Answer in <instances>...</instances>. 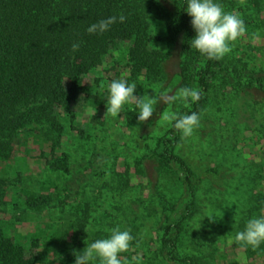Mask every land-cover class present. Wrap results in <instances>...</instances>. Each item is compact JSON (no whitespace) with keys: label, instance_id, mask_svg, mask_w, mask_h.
<instances>
[{"label":"trees","instance_id":"obj_1","mask_svg":"<svg viewBox=\"0 0 264 264\" xmlns=\"http://www.w3.org/2000/svg\"><path fill=\"white\" fill-rule=\"evenodd\" d=\"M232 1L215 0L225 11ZM244 2V9L253 12L239 16L248 27L259 20L254 9L264 0ZM186 8L187 0H0V264H75V253L109 238L117 227L134 237L129 250L120 254L142 249L137 264H207L204 255L181 249L185 227L193 220L198 223L197 237L218 227L217 233L228 234L233 247L247 258L264 259V243L253 250L235 241L250 219L264 215V164L250 160L239 167L220 158L223 147H212L206 137L213 124L203 119L210 94L219 89L246 103L256 97L263 101L264 69L227 54L210 60L192 48L196 33ZM121 14L126 20H117L108 31L87 32L93 23ZM73 43L80 45L76 52ZM114 52L125 60L129 79L141 76L156 87L157 97L161 92L175 95L182 87L201 91L199 101H181L176 113L200 115V126L191 137L182 139L170 121L157 130L169 105L163 102L154 106L149 121L139 123L140 135L151 141L143 157L152 162L155 177L137 172L152 185V196L160 199L163 210L156 220L154 245L148 248L140 247L135 227L127 228L117 219L111 220L110 231L90 230L94 218L89 202L65 201L82 172L77 151L86 153L95 145L92 133L77 126L73 105L98 91L99 79L88 75ZM32 143L50 176L44 189H28L22 178L15 183L3 168ZM85 163L87 170L92 160ZM160 182L170 184L164 186L169 195L161 192ZM9 193L17 198L9 199ZM50 202L57 212L45 227L37 226L26 238L9 231L17 218L8 215L13 207L21 203L24 210H42Z\"/></svg>","mask_w":264,"mask_h":264},{"label":"rangeland","instance_id":"obj_2","mask_svg":"<svg viewBox=\"0 0 264 264\" xmlns=\"http://www.w3.org/2000/svg\"><path fill=\"white\" fill-rule=\"evenodd\" d=\"M234 1L230 2L225 12L239 16H242L243 11L244 14L253 13L248 8L244 9L246 7L244 0ZM238 8L242 10L238 11ZM254 10L258 11H254V15L257 14L259 20L256 24L247 25L246 35L231 45L232 51L227 55L242 58L249 66L264 69V2L259 9ZM254 33L260 37L255 42L252 40ZM175 65L176 58L173 57L170 60V68L174 69ZM128 72L125 60L119 52H114L113 57H108L101 67L88 75L91 80L94 77L99 79L98 91L94 92L90 99L86 101L79 99L73 105L77 114V126L84 127L92 133L95 145L93 150L86 153L77 151L79 169L82 172L77 184L72 187L75 191H71L72 195L65 201L67 204L79 201L82 205L83 202H89L91 219L94 218L93 228L90 230L97 228L110 231L111 220L117 219L121 224L129 226L127 228L135 227L136 236L140 238V247L148 248L147 245L151 246L155 241L156 220L163 215L160 199L152 196L153 191H150L149 186L152 185L148 184L141 172H137L143 170L148 177H155L152 162L143 157L147 152L145 144L149 142L150 145L151 141L140 135L139 109L135 105L125 104L122 113L117 117L105 116L109 98L108 86L112 80L124 78L129 84L135 83L137 89L134 94L137 96L156 95L154 85L147 84L141 76L129 79ZM231 95L228 90L220 89L210 94L209 106L203 119H206L207 123L211 122L213 128L206 129V137L210 138L212 147H223L219 151L220 158L225 157L239 167L250 160L264 164V100L256 97L258 100L254 98L246 103L242 99L236 100ZM180 103L181 101L177 100L166 106L158 121L157 130L168 123L163 119L164 114L177 113ZM89 158L92 165L85 170L87 166L85 162ZM43 164L41 157H38L37 144L32 143L28 151L19 150L3 168L15 183L22 178L26 182V188L44 189L50 181V176ZM160 183L161 192L169 195L164 186L170 184ZM8 197L12 198L11 200L17 198L13 193H9ZM10 207L7 208L11 209ZM56 212L57 206L53 205V202L42 210H24L20 203L8 214L17 217L9 231L26 238L35 232L37 226L45 227L49 217ZM197 226L198 223L193 220L185 227L187 231L184 232L181 247L185 254L200 253L207 258V264H264L263 258L258 256L247 258L243 250L235 249L228 234L217 233L221 228L210 227V234L201 233L199 238L195 234ZM137 250V253L129 251L126 256L120 254L119 258L123 264H137L142 249ZM49 264L59 263L54 261Z\"/></svg>","mask_w":264,"mask_h":264},{"label":"clouds","instance_id":"obj_3","mask_svg":"<svg viewBox=\"0 0 264 264\" xmlns=\"http://www.w3.org/2000/svg\"><path fill=\"white\" fill-rule=\"evenodd\" d=\"M191 17V26L196 35L191 40V47L208 59L220 60L232 51L231 45L247 33V27L243 19L234 13L225 12L223 6L215 0H187L185 10ZM123 23L126 17L111 16L93 23L88 27L89 34L104 33L110 26L117 22ZM260 37L254 33L252 40L255 42ZM79 43H73L72 51L79 50ZM109 98L106 105V114L117 117L122 113L125 104H133L139 109L138 122L149 121L154 114V106L160 102L172 104L177 100L184 103L197 102L201 98V91L195 88L182 87L175 95L161 92L160 95L149 97L147 94L137 96L136 84H129L126 79L112 80L108 86ZM165 121L174 122L175 129L182 133V139L191 137L200 126V115L196 112L178 116L174 112L164 114ZM134 237L129 230L121 231L119 227L111 230V236L106 239H98L79 252L75 264H91L99 260V264H123L119 258L120 253L127 252ZM235 241L243 247L250 246L258 249L264 243V215L250 219L243 231L235 235ZM86 243V242H85Z\"/></svg>","mask_w":264,"mask_h":264}]
</instances>
